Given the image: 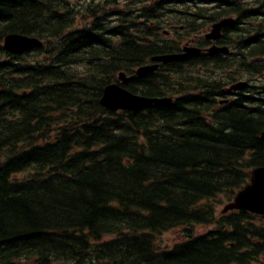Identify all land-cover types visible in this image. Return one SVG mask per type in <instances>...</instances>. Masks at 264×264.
Returning <instances> with one entry per match:
<instances>
[{
    "label": "trees",
    "instance_id": "trees-1",
    "mask_svg": "<svg viewBox=\"0 0 264 264\" xmlns=\"http://www.w3.org/2000/svg\"><path fill=\"white\" fill-rule=\"evenodd\" d=\"M231 17L217 45L233 56L135 75ZM9 34L43 45L13 55ZM120 72L172 102L104 109ZM259 77L264 0H0V264H264V216L215 210L264 166ZM239 80L250 95L232 98Z\"/></svg>",
    "mask_w": 264,
    "mask_h": 264
},
{
    "label": "water",
    "instance_id": "water-1",
    "mask_svg": "<svg viewBox=\"0 0 264 264\" xmlns=\"http://www.w3.org/2000/svg\"><path fill=\"white\" fill-rule=\"evenodd\" d=\"M233 22L231 18H225L212 25L210 32L205 35L207 40L216 41L221 36V30ZM43 42L37 38L24 36L21 34H9L4 38L3 48L6 52L18 55L24 52L39 48ZM210 54L227 53L226 47L213 46L207 50ZM201 50L197 47L186 45L181 53L156 55L151 58L149 65H144L136 70L137 76H144L154 72L158 64H168L171 62L186 61L193 57H198ZM131 77L120 73L118 76L119 83L108 85L104 88L100 104L112 111H131L139 112L151 105H168L172 102L171 98H148L132 94L122 87ZM248 86L246 82H240L233 85L229 91L242 90ZM264 139V131L261 134ZM230 211H246L252 214L264 216V166L252 170L250 182L236 193L234 199L224 204L221 213L225 214Z\"/></svg>",
    "mask_w": 264,
    "mask_h": 264
},
{
    "label": "rangeland",
    "instance_id": "rangeland-1",
    "mask_svg": "<svg viewBox=\"0 0 264 264\" xmlns=\"http://www.w3.org/2000/svg\"><path fill=\"white\" fill-rule=\"evenodd\" d=\"M82 1L83 0H74L75 3L82 2ZM207 28L205 30L200 31L197 34H191L187 38L185 37V41H183L181 43V45H183L186 42H190L196 36H202L204 34V32L206 30H208ZM166 37L169 38V39H173L174 36H173V33H170L169 35H166ZM252 83H254V82L252 81ZM223 206H224L223 204L222 205H215L216 215H221V210H222ZM200 231H202V230H200ZM160 238H161L160 239V246L161 247H165V246L171 247L174 244H176L178 241L183 239V237H181L180 233L172 232V231L162 234L160 236Z\"/></svg>",
    "mask_w": 264,
    "mask_h": 264
},
{
    "label": "flooded vegetation",
    "instance_id": "flooded-vegetation-1",
    "mask_svg": "<svg viewBox=\"0 0 264 264\" xmlns=\"http://www.w3.org/2000/svg\"><path fill=\"white\" fill-rule=\"evenodd\" d=\"M168 35V34H167ZM195 39V38H194ZM193 41V40H192ZM207 41V40H206ZM207 42H209V43H211V45H209V47L210 46H217V42H211V41H207ZM208 47V46H207ZM206 48V47H205ZM205 48H202L203 49V51L204 50H206ZM229 54H231L232 56L234 55V51H232V50H230L229 49ZM231 60H233V58L234 57H229ZM263 81V83H264V80H263V78L262 77H259L258 79H256L255 80V82H257V83H261ZM250 87H251V85H250ZM250 87L247 89V91H245V92H242L243 93V95L245 96V97H247V96H249L250 95V93L248 92L249 90H250ZM238 93L239 92H232V93H228V95L230 96V97H232V98H237L238 97ZM260 95H261V99H264V93H260Z\"/></svg>",
    "mask_w": 264,
    "mask_h": 264
},
{
    "label": "bare ground",
    "instance_id": "bare-ground-1",
    "mask_svg": "<svg viewBox=\"0 0 264 264\" xmlns=\"http://www.w3.org/2000/svg\"><path fill=\"white\" fill-rule=\"evenodd\" d=\"M208 29V28H207ZM224 30V29H223ZM209 45V44H208ZM209 47V46H208ZM207 47V48H208ZM206 49V48H205ZM184 63V62H183ZM144 66V65H143ZM138 69V68H137ZM136 69V70H137ZM136 70H135V75H136ZM120 73H124V72H120ZM119 73V74H120ZM119 74H118V76H119ZM125 74V73H124ZM118 76H117V79H118ZM137 76V75H136ZM112 84H114V83H112ZM127 84V83H126ZM126 84H123L122 85V87L124 88V89H126L127 91H129L127 88H125L124 86L126 85ZM109 85H111V84H109ZM108 86V85H107ZM104 90V89H103ZM130 92V91H129ZM132 93V92H131ZM102 94H103V91H102ZM133 94V93H132ZM137 95V94H136ZM140 96H142V95H140ZM102 97V96H101ZM144 97H148V96H144ZM148 98H159L160 99V97H148ZM101 99V98H100ZM99 104H100V100H99ZM101 105V104H100ZM102 106V105H101ZM103 107V106H102ZM104 108V107H103ZM104 109H106V108H104ZM106 110H108V109H106ZM108 111H110V110H108ZM110 112H112V111H110Z\"/></svg>",
    "mask_w": 264,
    "mask_h": 264
}]
</instances>
